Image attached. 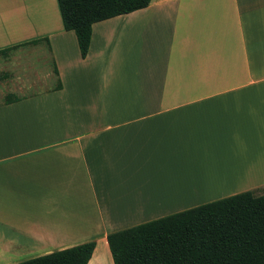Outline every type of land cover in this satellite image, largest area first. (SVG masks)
<instances>
[{"label": "crops", "instance_id": "0c3cea01", "mask_svg": "<svg viewBox=\"0 0 264 264\" xmlns=\"http://www.w3.org/2000/svg\"><path fill=\"white\" fill-rule=\"evenodd\" d=\"M33 39L0 56L54 80H0V264L87 241L113 264L110 232L264 189V0H149L83 58L56 0H0V49Z\"/></svg>", "mask_w": 264, "mask_h": 264}, {"label": "trees", "instance_id": "16d2710c", "mask_svg": "<svg viewBox=\"0 0 264 264\" xmlns=\"http://www.w3.org/2000/svg\"><path fill=\"white\" fill-rule=\"evenodd\" d=\"M148 2L56 0L62 28L74 32L82 58L92 23L142 8ZM36 42L33 39L0 49V55L7 57L17 46ZM15 99L6 95L3 102ZM106 242L113 264H264V193L245 190L228 195L110 232ZM94 245L87 241L14 264H86Z\"/></svg>", "mask_w": 264, "mask_h": 264}, {"label": "rangeland", "instance_id": "374dc122", "mask_svg": "<svg viewBox=\"0 0 264 264\" xmlns=\"http://www.w3.org/2000/svg\"><path fill=\"white\" fill-rule=\"evenodd\" d=\"M43 55H44L43 58H41L40 56L38 57V55L34 56L33 54H30L29 55L30 57L26 56V55H22V56H20V58H12V60L9 59L8 62H6V63L10 64V65H8L9 67L11 66L10 67L11 69L9 68L10 72L6 73V75L4 77V69H0V80H2L4 78L8 79V77H10L12 74L14 75V77L17 78V76H19L21 74V72H23L22 70H25L28 74L30 73V71L34 72V74L29 75V77H31V78L32 77H38L40 82H41L39 85H42V86L50 85V83L51 82L53 83L54 80L49 79L50 77L47 76V74H48V72H47L48 71V67H47L48 61L47 60L48 59H47V55H45V53ZM44 58L46 59L45 60L46 63L44 61ZM39 60H41V65L38 64ZM24 61H27L28 63L23 64ZM3 65L4 64L1 62L0 68H3L4 67ZM5 66H6V68L8 67L7 65H5ZM29 67H30V69H28ZM36 69L40 75L35 76V74H37ZM46 72H47V74H46ZM13 84L15 85L16 81H13ZM10 87H12V85L8 84V83L6 86L0 85V89H1L0 92L2 91V93H5L3 95V98L5 97V95H7V91H8L7 89ZM0 99H1V96H0ZM186 191H188V194H190L188 197L192 198L194 196V194H192V193L196 190L190 187L189 189L186 188ZM258 193H260V194L264 193V189L260 190ZM200 199H202V198H194V199H190V201H198Z\"/></svg>", "mask_w": 264, "mask_h": 264}]
</instances>
